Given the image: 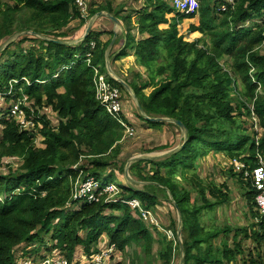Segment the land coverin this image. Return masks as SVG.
<instances>
[{"label": "trees", "instance_id": "trees-1", "mask_svg": "<svg viewBox=\"0 0 264 264\" xmlns=\"http://www.w3.org/2000/svg\"><path fill=\"white\" fill-rule=\"evenodd\" d=\"M125 5L90 0L84 15L74 0H0V47L21 34L0 52V93L17 87L14 97L22 99L24 86L36 102L28 104L30 109L20 106L31 129L15 117H0V264H21L44 252L79 264L104 247V238L122 254L133 248L131 264L157 260L173 264L177 253L181 256L180 242L145 223L139 209L106 203L104 197L70 209L81 172L85 180L94 177L102 186L101 177L107 174L127 180L128 158L121 159L125 129L97 100L94 82L95 68L104 73L115 32L108 31L111 37L104 41V32L93 25L78 44L55 41L83 36L100 12L114 16L125 30L126 44L117 54L112 50L111 63L129 56L131 50L145 69L146 77L136 70L126 83L146 115L180 120L188 129L177 151L131 164L132 174L146 182L144 189L106 183L116 185L125 199L140 200L156 216L161 192L176 210V218L165 229L176 235L179 207L185 264H264V218L257 207L252 176L246 175V168L236 170L234 164L230 168L232 176L248 187L246 195L255 218L248 229L203 223L204 212L215 211L230 197L197 173V161L211 152L245 163L250 173L259 166L258 156L264 158V0H198L189 13L177 12L173 0H134L126 15ZM98 18L114 22L106 15ZM74 20L79 23L69 28ZM26 42L30 46L24 47ZM115 44L117 48L118 41ZM109 81L127 91L115 78ZM44 98L58 118L57 127L49 115L31 110L43 107ZM137 110L138 118L149 127L178 128L182 134L178 125L151 121ZM128 115L124 112L123 117L131 123ZM250 121L252 129L246 125ZM173 146L162 143L144 152L164 153ZM10 160L19 167L3 172ZM151 165L147 172L146 166ZM245 239L253 245L245 247ZM37 242L39 246L22 253ZM42 248L45 251L40 252Z\"/></svg>", "mask_w": 264, "mask_h": 264}, {"label": "rangeland", "instance_id": "rangeland-1", "mask_svg": "<svg viewBox=\"0 0 264 264\" xmlns=\"http://www.w3.org/2000/svg\"><path fill=\"white\" fill-rule=\"evenodd\" d=\"M113 1H114V5H116V6L119 4H123V5L126 4L125 6H126L127 10H126V13L124 15L131 12L129 10L131 9V4L134 3V0H113ZM132 19H133V22H135L136 18L133 17ZM78 23H79V20L72 21L71 24L69 25V28L75 27ZM117 26L118 27H116V29H118V30L115 32V35H116L115 42L118 41V44H120L122 42L123 45H125L126 40L125 41L120 40L124 37L123 34H125V30L123 27H120L119 25H117ZM81 35L74 38V41H76L75 43L78 44L81 41L80 39L83 37ZM113 38H112V40H113ZM117 38L119 40H117ZM30 43L31 42H26L24 44V47L30 46ZM123 45H121V46H123ZM113 49H114V47L112 48V50ZM117 50H115V51H117ZM263 51H264V46H263ZM119 60H121V59H119ZM107 61L108 62L105 65L106 68L102 70L104 72V74L107 76L110 75L111 77L117 78L119 80H123L124 82H126V80L129 78H133L134 71H136V70L140 71L136 65H131V66H129V68H126V69H123L120 71L118 69L117 64H116V61L111 63L112 59L110 57L108 58ZM109 67L112 71V73H111L112 75L110 74ZM143 74H144V77H146V73L144 72ZM16 88L17 87H11L10 88L11 90L6 92V94L9 92L11 94L13 93V95H10L12 97L11 99H8V97L0 96V114L5 113L2 111L7 110L6 108H8L9 106H10L9 109H11L16 104L18 105L19 102H21L23 105L27 106L28 109H30L29 107H31V106H28L29 103H36L34 100L30 99V96L28 94H26L24 86L21 88V92L24 93L25 96L22 97V99L20 101H18V99H16V97H14L17 94V91L14 90ZM61 90H63V88ZM120 92H121V100H122L123 105H124V111L126 114L127 113L129 114L127 117L130 120L131 125L133 126V135L126 133L127 138L122 140V142H123L122 144L124 146V153L121 156V159L125 160L128 158V162H129L133 157H136V156H139L141 158H147V157L153 158V156L161 157L160 155L163 152L146 153L144 151L147 148H153L154 146L160 145L162 143L163 144L168 143L169 145H172V146L174 145L173 147H178L180 145V141H181V138L183 137V135L180 134V131L178 128L162 127L159 129H153V128L149 127L146 123L142 122L140 118H138V115H137V113H138L137 99H135L133 97L134 91L130 92L128 90L125 91V90L120 89ZM37 109H39V113H41V114L45 113V114L49 115V117H51V119H50L51 123L53 125H55L56 127L58 126V120H57L58 118L55 115V112L52 110L51 106L47 104L46 98H44V100H43V107L40 108L37 106L31 110H32V112H34ZM18 119H20V118H18ZM18 119H17V121H19ZM243 119H246V117H244ZM20 120L23 123L24 122L26 123V125L24 127L31 129V124L29 123L30 121L27 117L22 118ZM251 123H252V121H250V123H247L246 125L252 129L253 124L251 125ZM256 125L258 126V124H256ZM255 129L257 130L256 127H255ZM36 131H37V129H36ZM36 142H39V139L36 140ZM156 157H154V158H156ZM81 162L83 163V160ZM128 162H127V164H128ZM5 163H4L5 166H3L1 169L3 172H9L10 167L13 170L17 169L20 165L18 162L14 161V160L6 161ZM197 163H198L197 173L201 177V179H203L205 183H207L208 181H213L214 183L218 184L220 186L221 190L223 192H225L226 194H228L230 197V202L217 207L215 209V211H211L208 214H206V212H204V214L202 215L203 223H205L207 225L209 224L211 226H217V227H224L226 225H230L232 227L240 226L243 228L246 227V228L250 229L255 218L253 216V211L249 207V201H248V198L246 195V192L248 191V187L245 186V184L241 183V179L239 177L232 176V174L230 173V168H231L232 164H234V161H231L230 159H228V157L223 153L211 152L207 156L200 158L197 161ZM152 167H153L152 165L146 166L147 172H149L150 168H152ZM129 174L133 180L123 179V178L119 177V175H117V174L103 175L101 177V180H103L105 182H114V183L119 184L121 186H131V187L133 186L137 189H144V186L147 185L146 182L139 180L137 176L132 174L130 169H129ZM178 177L181 180V177L179 175H177V178ZM130 182H133V183L131 184ZM184 183H185V181H184ZM187 185L190 186L189 184H187ZM159 195H161L162 203H161V205L158 206V209L155 210V212L157 213V216L155 215V213L152 210H150L151 215H148V217L150 219H154L155 221L158 220L160 227L162 228V230L161 229H159V230L162 231L161 233H163V235L168 236L167 231H169L170 229H165V232H164L163 227L165 228L166 226L170 225L171 219L176 218L175 217L176 216V210H175L173 204L169 201V199L166 200V198L163 197L164 195L161 192H159ZM194 195H195V193H194ZM106 196H109V195H106ZM209 197H211V196L209 195ZM170 199L172 200L171 194H170ZM81 205H82V203H76L75 205L70 207V209L76 210ZM253 210H256V208L254 207ZM145 223L151 225L150 221H145ZM173 234L176 237L173 240L174 241L177 240V242H178L179 241L178 235H176L175 231H173ZM243 237H244V234H242V236H240V238H243ZM104 239H107V238H104ZM39 244L40 243L37 242V244L31 245L30 247H24L22 250V253H26L27 251L33 250L34 248L39 246ZM243 244L245 245V247H251L253 245L250 239L249 240L245 239ZM107 247H109V246H107ZM41 251H45V249L42 248L40 250V252ZM126 251H127V253H124V254L120 253L119 251L114 252L115 254H114L113 258L108 263L112 264V263L121 261V262H124L126 264H131L132 259H133V255H132L133 248L128 247ZM40 256H41L40 254H36L34 256H31V257L25 259L21 264H32L35 261V258L36 257L40 258ZM180 257H181L180 254L177 253V256L175 257V262L173 264H180ZM82 264H87V263L83 262ZM154 264H160V261L157 260L154 262Z\"/></svg>", "mask_w": 264, "mask_h": 264}, {"label": "built area", "instance_id": "built-area-1", "mask_svg": "<svg viewBox=\"0 0 264 264\" xmlns=\"http://www.w3.org/2000/svg\"><path fill=\"white\" fill-rule=\"evenodd\" d=\"M79 7H81L84 15L88 13V1L90 0H74ZM229 3H233L234 0H227ZM198 5V0H173V6L177 12L182 13H189L193 11ZM223 10L227 9L226 4H222L221 7ZM66 68V66L64 67ZM96 76H95V88H96V98L101 103V105L105 108V110L113 117L115 118L125 129V137L127 138L126 133H129L130 135H133V126L131 123L125 120L123 117L124 114V105L121 100V92L120 89L113 86L109 78L110 75L107 76L104 73H99V69L95 68ZM41 83H47L48 80L40 81ZM13 95L10 92L7 94L0 93V96L7 97V96ZM21 98H18V101H20ZM22 105L21 102L16 104L13 108L9 109V111L0 114V117L2 116H8V117H15L17 118H26L25 112L23 109L20 108ZM1 119V118H0ZM20 119H18L21 123H23ZM30 123V122H29ZM24 126L26 123H23ZM257 130H259L258 126L256 125ZM258 164L259 166L256 167L251 173L247 169V165L243 162H237L234 161L235 169L236 170H242L246 168V175L252 176L253 186L257 191L256 194V203L257 207L260 210V213L262 217L264 218V158L259 155L258 156ZM80 176V177H79ZM120 189L114 185V184H108L106 182L103 183L98 181L94 177H90L88 179L83 178V172H81L78 175V178L76 179V182L74 183V193H73V200L71 201V205H74L76 203H93L100 201L101 198H105L106 203H124L129 205L132 209H139L141 213V219L145 221H150L151 224L155 225L157 229H161L159 221L150 219L148 215H151L150 210L145 209L141 204V201L138 199H125L124 197L120 196L119 193ZM109 195V196H106ZM3 197L0 196V200H2ZM160 231V230H159ZM163 231L165 232V228L163 227ZM162 232V231H161ZM167 234L169 239H175V235L173 234V231L170 229L167 231ZM104 244V247L101 248V250L90 257H86L81 263L86 262L87 264H111L108 263L111 261V259L114 256V252H117V249L107 244L108 242L103 239L101 241ZM109 246V247H107ZM52 255V256H51ZM32 264H70L66 258H63L57 253L46 255V257L43 258H36L35 262Z\"/></svg>", "mask_w": 264, "mask_h": 264}, {"label": "water", "instance_id": "water-1", "mask_svg": "<svg viewBox=\"0 0 264 264\" xmlns=\"http://www.w3.org/2000/svg\"><path fill=\"white\" fill-rule=\"evenodd\" d=\"M102 15H106L107 17H109L110 19H112L115 23L119 24L118 20L112 16L111 14H108V13H104V12H100L98 13L97 15H95L89 22L88 26H87V29L83 35V37L80 39L81 41L84 40L89 34H90V31L92 30L93 28V25L96 21V19L99 17V16H102ZM21 34H15L14 36H12L8 41H6V43H4L1 47H0V52L3 51L9 44L13 43ZM115 40H116V35L114 36L113 40L111 41L110 45L108 46L107 48V52H106V56H107V60L108 58L110 57V54H111V51H112V48L114 47V44H115ZM56 42H59V43H62V44H74L76 41L74 40H70V41H66V40H55ZM108 62V61H107ZM109 71H110V74L112 73L110 67H109ZM112 75V74H111ZM117 79V78H115ZM119 82H121L126 88L128 91L132 92V88L130 87V85H128L126 82H124L123 80H119L117 79ZM133 97L135 99H137V105L139 107V111L141 112V114L148 118L149 120L151 121H156V122H170V123H174L176 125H178L180 128H181V131H182V134L184 137H187V134H188V129L186 127V125L180 121V120H176V119H172V118H165V117H160V118H150L146 115L144 109L142 108V106L140 105L139 101H138V98L136 97L135 94H133ZM180 148V146L178 147H175L169 151H166L164 153H162L160 156H165V155H169L175 151H177L178 149ZM141 159V157L139 156H136V157H133L127 164V167H126V177L127 179L129 180H133L129 174V169H130V166H131V163L134 162V161H137ZM172 196V195H171ZM173 198V197H172ZM178 213H179V229H178V240L180 242V247H181V261H180V264H185V250H184V245H183V240H182V221H183V217H182V214H181V210L179 209L178 207Z\"/></svg>", "mask_w": 264, "mask_h": 264}, {"label": "crops", "instance_id": "crops-1", "mask_svg": "<svg viewBox=\"0 0 264 264\" xmlns=\"http://www.w3.org/2000/svg\"><path fill=\"white\" fill-rule=\"evenodd\" d=\"M117 25H119V24L114 23V22L112 23L107 18H97L95 23H94L96 31L104 32V34H102V36H101V38L104 41H107L111 37L110 34L108 33V31L116 32L118 30V29H116V27H118ZM119 26L122 27L121 25H119ZM138 38H139V35H137V39ZM120 40L125 41V36ZM115 45H114L115 50H117L119 48L117 51L114 52L115 54H117L124 45L122 42L117 45V48L115 47ZM121 45H123V46H121ZM129 52L131 53L129 56L121 58V60H119V59L116 60V64L118 66V69L121 71L123 69L129 68V66H131V65H136L137 68H139V70L141 72H145V69L143 67L138 66L136 56L133 54V52L131 50H129ZM153 157H156V156H153Z\"/></svg>", "mask_w": 264, "mask_h": 264}, {"label": "clouds", "instance_id": "clouds-1", "mask_svg": "<svg viewBox=\"0 0 264 264\" xmlns=\"http://www.w3.org/2000/svg\"><path fill=\"white\" fill-rule=\"evenodd\" d=\"M75 205V204H74ZM73 205H71L72 207ZM49 254H53V253H49V252H44L43 255H41L40 257L43 258V257H46V255H49ZM37 258V257H36ZM35 258V260H36ZM35 262V261H34Z\"/></svg>", "mask_w": 264, "mask_h": 264}]
</instances>
